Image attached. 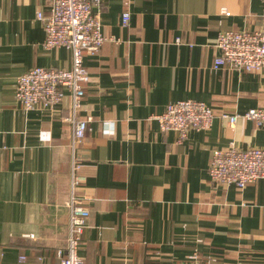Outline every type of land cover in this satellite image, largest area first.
Instances as JSON below:
<instances>
[{
	"label": "crops",
	"instance_id": "obj_1",
	"mask_svg": "<svg viewBox=\"0 0 264 264\" xmlns=\"http://www.w3.org/2000/svg\"><path fill=\"white\" fill-rule=\"evenodd\" d=\"M48 9L0 0V264H59L67 247L70 97L53 112L25 111L16 99L28 71L72 68L70 49L44 46L37 14ZM95 10L109 40L84 57L83 264H264V179L238 191L209 177L215 150L264 149V130L244 118L264 107V68H214L220 33L261 31L264 0H102ZM185 100L216 116L181 140L157 117ZM223 113L239 116L234 127Z\"/></svg>",
	"mask_w": 264,
	"mask_h": 264
},
{
	"label": "built area",
	"instance_id": "obj_2",
	"mask_svg": "<svg viewBox=\"0 0 264 264\" xmlns=\"http://www.w3.org/2000/svg\"><path fill=\"white\" fill-rule=\"evenodd\" d=\"M48 12H38L37 19L43 25L45 48L52 50L66 47L72 53V68L48 69L36 67L17 81L16 99L25 111H55L63 104L68 93L71 100L70 116L67 121L73 126L72 161L70 172V195L67 202L70 210L67 247L59 251V264H83L79 256L89 210L77 195L83 181L81 164L76 156L77 148L83 143L89 130L88 121L81 119L84 107L85 84L90 81L84 65L86 54H96L109 40L103 34L100 12L102 0H41ZM228 15V13H226ZM130 14L122 15V24L127 26ZM216 48L219 52L214 62L216 70L221 67L247 72H259L264 68V17L263 27L257 33L226 31L220 33ZM216 114L204 102L185 100L171 103L157 117L163 132H175L184 140L191 131H208ZM221 118L234 127L238 115L221 114ZM244 118L264 130V107L251 109ZM106 135H113L112 123L103 124ZM210 180L223 187H235L243 191L247 186L264 179V149L228 147L215 150L209 168ZM25 259L22 258L21 261ZM191 257L186 264H197Z\"/></svg>",
	"mask_w": 264,
	"mask_h": 264
}]
</instances>
